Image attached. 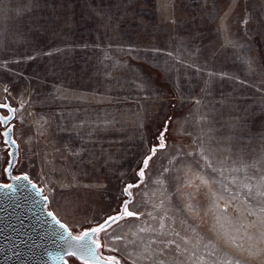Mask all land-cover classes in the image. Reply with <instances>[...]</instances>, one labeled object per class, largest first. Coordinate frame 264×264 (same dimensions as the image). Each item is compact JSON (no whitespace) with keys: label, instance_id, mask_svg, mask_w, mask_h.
I'll return each instance as SVG.
<instances>
[{"label":"rangeland","instance_id":"rangeland-1","mask_svg":"<svg viewBox=\"0 0 264 264\" xmlns=\"http://www.w3.org/2000/svg\"><path fill=\"white\" fill-rule=\"evenodd\" d=\"M5 100L13 173L36 181L74 232L117 211L153 145L129 204L148 231L124 235L131 258L114 255L264 264V0H0ZM96 100L110 118L100 129L77 109Z\"/></svg>","mask_w":264,"mask_h":264},{"label":"water","instance_id":"water-1","mask_svg":"<svg viewBox=\"0 0 264 264\" xmlns=\"http://www.w3.org/2000/svg\"><path fill=\"white\" fill-rule=\"evenodd\" d=\"M14 118L15 106L9 100L0 102L1 133L9 156L4 168L6 179L0 180V264H69V257L87 264H119L104 256L100 233L125 217L138 215L129 204L134 187L144 180L151 153L145 155L137 179L123 187L124 198L117 211L74 232L48 207L49 198L36 181L24 172L13 173L19 156Z\"/></svg>","mask_w":264,"mask_h":264},{"label":"crops","instance_id":"crops-1","mask_svg":"<svg viewBox=\"0 0 264 264\" xmlns=\"http://www.w3.org/2000/svg\"><path fill=\"white\" fill-rule=\"evenodd\" d=\"M77 103H79V102H77ZM98 103H102V102L96 100L94 103H87L85 106L78 107V105H77V109L85 110V112L83 114L81 113L83 115L81 117H83V118L86 117L90 121H91V119L92 120L94 119V121H92V122H95V125H97L99 123L97 126L100 129L101 127L107 126L109 124L110 118L109 119H104L103 117H99V116H103V113H102L101 110L104 109V105L98 104ZM111 103L112 102H108V104H111ZM65 108L68 109V107L66 105H65ZM16 109H17V106H16ZM70 109H72V108H70ZM73 109H74V106H73ZM86 109H91L92 110V115L90 117H89V114H87ZM107 109H116V108H114L112 105H110L109 107H107ZM99 112H100L101 115H99ZM97 115H98V119H96ZM96 120H98V122ZM69 121H70V119L66 123H68ZM88 123H90L89 121H87L86 124L87 125H91V123L90 124H88ZM127 123L128 122H125V124H127ZM111 125H118V122H113V124H111ZM132 125H134V124L132 123ZM98 131H99L98 129L95 130V129L92 128V129H90V131L88 133V135L91 137L90 139L93 142H97V140L102 138V136L100 135V133ZM100 132H101V130H100ZM88 135L85 134V137H87ZM94 140H96V141H94ZM96 154L97 153H94L93 156H95ZM132 202H131V204H132ZM140 218H142L141 215H139V216L131 215V216L123 218L119 222H117V223L111 225L109 228L105 229L104 232L105 231L107 232V231H110V230H114V228H116L118 226L120 227V226L126 224V226H123L122 228H119L120 229L119 232L109 233L107 237H104L103 241L101 240V246L107 247L109 249L107 252L117 253V254H121V255L122 254H124V255H128L129 254L130 258H131V253L133 252V249H131L130 245L126 242V236H124V235L127 232H129L130 230H133L134 232H137V233L140 232V233H142V235H144V233L146 231H148V229H146L145 224L143 223V221H140ZM135 225H137L139 227H134ZM121 237H122V242L120 244H117V240L119 238H121ZM129 261H131V260H129ZM131 262H133V261H131Z\"/></svg>","mask_w":264,"mask_h":264},{"label":"trees","instance_id":"trees-1","mask_svg":"<svg viewBox=\"0 0 264 264\" xmlns=\"http://www.w3.org/2000/svg\"><path fill=\"white\" fill-rule=\"evenodd\" d=\"M171 117H170V115L165 119V123H164V125H163V127H162V129H161V131L159 132V135H163L164 133H165V131L167 130V126H168V120L170 119ZM164 132V133H163ZM160 137V136H159ZM154 149H155V147L153 146V145H151V148H150V150H149V152H148V154L149 153H153V151H154ZM147 155V154H146ZM139 170V169H138ZM137 170V171H138ZM114 254H117V253H109V254H105V255H109L110 257H112L114 260H116V261H118V263L119 264H128V263H126L125 261H124V259H122L120 256H117V255H114ZM80 264H82V263H80Z\"/></svg>","mask_w":264,"mask_h":264},{"label":"bare ground","instance_id":"bare-ground-1","mask_svg":"<svg viewBox=\"0 0 264 264\" xmlns=\"http://www.w3.org/2000/svg\"><path fill=\"white\" fill-rule=\"evenodd\" d=\"M5 173V172H4ZM79 262V261H78ZM79 263H82V264H87V263H83V262H79Z\"/></svg>","mask_w":264,"mask_h":264}]
</instances>
